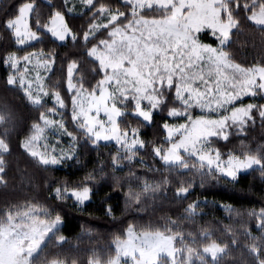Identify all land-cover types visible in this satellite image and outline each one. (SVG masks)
<instances>
[{
    "label": "trees",
    "instance_id": "16d2710c",
    "mask_svg": "<svg viewBox=\"0 0 264 264\" xmlns=\"http://www.w3.org/2000/svg\"><path fill=\"white\" fill-rule=\"evenodd\" d=\"M26 3H33L29 26L40 37L18 46L7 23ZM229 4L236 25L225 51L241 66L264 65V26L249 19L251 13L264 7V0H230ZM102 6L124 13L122 22L132 17L131 5L121 0H94L81 14L69 13L65 0H0V54L6 59L11 53L21 57L31 52L53 57L47 86L61 95L66 126L77 136L75 155L60 165H46L30 155L22 142L32 133L33 126L41 122L42 114L54 105L30 103L20 86L10 87L6 83L8 66L7 72L0 70V103L10 105L17 115L14 125L0 123V138L8 149L10 146L1 154L0 217L11 210L36 206L43 210V218L52 219L58 214L65 218L30 264L106 263L116 253L115 243L125 238L130 227L174 235L176 248L192 250L195 260L191 264H264V233L258 227L264 213L263 99L241 129L231 128L224 140L212 139V145L224 155H251L261 161L259 167L239 174L235 180L188 156L181 164H168L156 155V147L169 145L161 124L168 120L169 110L179 106L172 87L164 90L165 100L151 123L132 113L134 105L130 101L127 112L118 120L121 130L139 132L142 148L129 153L113 143H93L72 119L67 67L70 63L77 65L74 80L89 91L103 78L100 65L90 57L89 50L105 36L106 29L87 40L83 38L99 14L96 10ZM56 13L64 15L76 33L75 39L61 43L45 30ZM141 14L159 18L164 11L151 8ZM201 40L214 44L207 32L201 34ZM0 116L3 119L2 113ZM72 188H91V201L79 205L63 194V190ZM57 189L58 196L54 194ZM114 190L120 194L110 196ZM106 204L111 205L112 215L105 212ZM61 237H67L63 244L58 243ZM211 243L224 247V253L217 258L205 256L202 249Z\"/></svg>",
    "mask_w": 264,
    "mask_h": 264
},
{
    "label": "rangeland",
    "instance_id": "374dc122",
    "mask_svg": "<svg viewBox=\"0 0 264 264\" xmlns=\"http://www.w3.org/2000/svg\"><path fill=\"white\" fill-rule=\"evenodd\" d=\"M121 1L131 5L129 20L122 22L124 13L102 6L96 10L99 14L84 33L83 38L87 40L106 29L105 36L89 50L90 57L98 61L104 74L96 88L89 91L75 82V63L67 67L66 85L71 94L70 111L75 125L84 130L93 143H113L120 150L131 153L142 148L144 143L138 131L121 130L118 125L119 118L127 112L126 105L132 102V113L149 122L165 100L164 90L172 87L179 106L168 112L165 138L169 145L155 148L161 160L181 164L186 161L184 156H188L230 180L259 167L258 157L252 156L256 159L250 166L240 167L251 155H224L212 145L214 138L226 139L231 128L241 129L251 119V111L261 99L264 111V65L241 66L225 51L231 40L225 33H231L236 25L230 0ZM65 2L69 13L81 14L94 0ZM32 8L33 3L24 4L18 15L7 23L18 46L30 44L40 37L29 26ZM151 8L163 10L164 15L149 18L141 14ZM249 19L264 26V7L251 13ZM65 21L63 14L56 13L44 27L61 43L76 38V33ZM204 32L216 37L215 46L201 40ZM59 35H67V39L60 40ZM7 61L9 79L16 81L29 100L39 98L40 102L35 105L45 102L54 105L42 114L41 122L33 126L32 133L22 142L23 148L29 154L36 153L34 157L38 160L41 156L48 159L46 165H60L73 158L77 151V136L66 126L61 95L47 86L53 57L43 52H31L21 57L11 53ZM13 62L17 64L15 69L11 67ZM88 128L93 129L92 134ZM96 131L103 132L108 138L96 137ZM7 149L0 138V175L3 171L1 154ZM177 156L179 160L175 159ZM232 171L238 173L236 178L230 175ZM68 191L63 190V194L70 196ZM73 200L76 202L75 198ZM43 213L40 208L30 206L8 211L0 217V234L4 237L0 241V255L6 260L21 259L16 246L8 242L9 235L14 236L17 232L30 235L35 232L37 243L41 240L45 243L60 225L53 228L55 218H43ZM258 227L264 233V213H261ZM24 244L27 247L29 241L25 240ZM42 245H33L30 255L24 253L23 264H30ZM115 251L106 263L93 261V264H191L195 260L190 248H176L174 235L141 232L133 227L128 228L124 239L115 243ZM224 251L225 248L217 243L202 249V253L211 258H217ZM50 264L65 263L52 261Z\"/></svg>",
    "mask_w": 264,
    "mask_h": 264
},
{
    "label": "snow or ice",
    "instance_id": "6c2138e0",
    "mask_svg": "<svg viewBox=\"0 0 264 264\" xmlns=\"http://www.w3.org/2000/svg\"><path fill=\"white\" fill-rule=\"evenodd\" d=\"M67 22V21H65ZM201 31H204V29H201ZM53 35H55L53 33ZM226 36H230V33H225ZM58 39L60 40H66L67 39V35H59ZM213 46H215L216 43V37L213 36ZM55 61L53 60V63ZM8 64V61L6 59V56L4 54H0V70H3L5 72L8 71V68L6 67V65ZM12 69H15L17 67V64L15 62L12 63L11 65ZM71 71V70H69ZM6 79V83L10 86V87H14L16 85V81L14 79H9L7 76L5 77ZM27 95V93H26ZM30 103L32 104H38L40 102L39 98H35V99H30L29 100ZM0 113L3 114V119H0V123H9L14 125L16 120H17V115L16 112L14 111V109L8 105L7 103H0ZM171 115V113L169 114ZM149 123H151V120H149ZM161 128H163L166 132H167V121L165 120L164 123L161 124ZM88 132L90 134H92L93 129L92 128H88L87 129ZM94 135L96 137H103V138H108L103 132L101 131H96L94 133ZM95 142V141H94ZM10 150V146L9 149ZM33 156H36V153H30ZM41 163L44 164H48L49 160L44 158V157H38ZM168 157H165V160H167ZM175 159L179 160L180 157L177 156L175 157ZM255 157L249 156L247 158V162L246 164H241L240 167H246V166H250L252 164V162L255 160ZM53 162L55 161V158H53ZM230 175L232 176V178H236L238 173L236 171H232L230 173ZM55 195H59V190L57 189L54 193ZM94 193L92 192L91 188H85L83 190V192H79L77 191V189L72 188L69 189L68 191V195L72 196L73 198L76 199L77 203H82V202H90L92 199V195ZM119 190H114L113 192H111L109 195L110 196H117L119 195ZM105 212L108 213L109 215H112L111 213V205H105ZM65 222V218L62 215H56L54 223H53V228L56 225H62ZM47 231H51V229H47ZM37 235V233H32L31 235L29 233H24V234H20V233H16L14 236L13 235H9L8 237V242L12 243L16 246V251L20 254L21 259L19 261L17 260H6L2 255H0V264H23V254L24 253H28L29 255L31 254V252L33 251V245H36L37 247L42 245L44 243L43 240L39 241V243H37V241L35 240V236ZM4 239L3 235L0 234V241H2ZM27 240L29 241V244L27 247H25L24 241ZM67 237H61L58 240V243L63 244L64 242H66ZM0 250H2V245H0Z\"/></svg>",
    "mask_w": 264,
    "mask_h": 264
}]
</instances>
